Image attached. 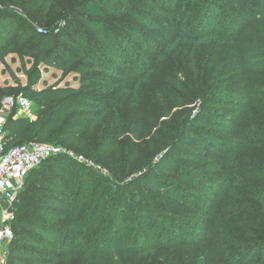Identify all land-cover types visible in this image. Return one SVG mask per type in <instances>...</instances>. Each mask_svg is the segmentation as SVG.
<instances>
[{"label":"trees","instance_id":"trees-1","mask_svg":"<svg viewBox=\"0 0 264 264\" xmlns=\"http://www.w3.org/2000/svg\"><path fill=\"white\" fill-rule=\"evenodd\" d=\"M236 1L252 11L259 0ZM17 11H22L24 18H18ZM46 11L51 14L47 21L44 19ZM158 12L162 14L156 18ZM257 13L251 23L264 25V12ZM222 15L226 18L227 12L219 0H0V52L12 45L9 41L16 20L33 32L29 43L19 52L20 59H28L24 72L27 82L17 87L16 95H10L9 90L0 91V109L5 96L23 97L34 104L35 119L14 116L15 111L18 112L15 106L5 114L7 149L33 142L49 143L73 154L80 153L77 156H85L82 157L94 165L88 166L60 154L44 161L26 177L13 204L15 219L6 248L7 264H197L202 257L208 263L217 260L222 264H264V158L258 161L255 157L250 163L241 155L249 147L258 149V155L264 151V128L254 126L247 114H252L256 106L260 109L258 122H264V79L260 78L264 76V50L254 41L250 49L242 44L246 38L240 41L239 37L228 36L238 16H231L224 23ZM39 25L44 28L42 33L35 29ZM154 32L164 35L166 40L160 44L156 36L153 37ZM210 45L218 46L224 54L234 50V58L229 63L247 68L248 88L237 95L231 94V98L226 94L214 97L213 94L219 93L215 89L222 91L219 76L224 71L222 66L215 70L214 64H210V72L191 76V85L198 87L200 96L205 97H199L204 107L202 111L209 109L208 104H214L240 112L236 115L232 111V114L217 111L211 121L221 130L233 129L231 136H223L206 126H200L199 133L194 134L202 136L200 148L207 143L217 145L214 155L219 160L210 163L217 176L202 182L200 176L191 174L193 184L204 188L209 202L196 206L197 197L180 189L169 196L172 200L181 198L182 206L194 207L189 216L184 214L190 218L179 223L181 230L184 223L200 218L201 209L205 211L204 218L199 219L203 227L197 224L191 228L193 232L181 234L176 226L171 236L184 240L188 234L202 240L183 241L174 246L163 234L155 237L156 242L150 245L144 238L152 236L154 230L148 228L149 235H142L143 229L137 226L151 222L145 213L152 211L150 197L144 191H159L163 185L160 177L172 169L162 162L148 163L157 151L151 141L142 142L138 149L132 146L133 140L123 148L121 143L125 138L116 142L119 136H124L126 128L134 139L141 133L140 124L136 125V130H132L131 125L126 126L121 110L125 102L129 107L139 106V91L152 73L151 55L155 63L162 64L178 52L191 50L189 56L195 62L193 50ZM43 69L71 73L78 86L45 87L38 91L36 87L45 84ZM208 117L201 112L191 121L190 112L176 114L161 124L162 130L157 133H166L164 139H173L170 145L175 148L176 136L185 138L190 125L202 123ZM110 128L113 129L110 136L97 137V132H108ZM236 134H240L238 139H235ZM189 155V160L199 157L194 152ZM60 164H75L74 168L98 175L102 183L96 181V184L104 187L106 179L100 165H104L114 179L140 171L127 188L129 195L119 198L118 191L112 195L108 191L91 190L87 203L80 201L72 210L65 207L73 225L68 219L64 226H58L67 215L58 211L64 207L63 200L52 191L51 180L60 172ZM71 175L73 182L78 175L74 171ZM185 179L183 175L181 180ZM66 187L61 186L59 190ZM61 194L67 195L66 192ZM85 198L82 196V201ZM112 198L120 202L114 205ZM165 200L166 197L162 198ZM125 205L135 209L130 208L125 213ZM160 219L155 224L160 222L162 226L165 220ZM233 219L236 227L231 224ZM115 224L120 230L116 246L110 239L114 236ZM67 229H77L86 241L82 238V243L77 241ZM124 231H130V236L123 235ZM124 238L131 248L125 246ZM141 239L144 245L134 248ZM180 249L194 255L180 260Z\"/></svg>","mask_w":264,"mask_h":264},{"label":"rangeland","instance_id":"rangeland-1","mask_svg":"<svg viewBox=\"0 0 264 264\" xmlns=\"http://www.w3.org/2000/svg\"><path fill=\"white\" fill-rule=\"evenodd\" d=\"M219 1L223 3V6L225 7V10L227 12L226 18L224 17V15H222V18H225V21H223L224 23L228 20V18H231V16H238L237 22L233 26L234 29L232 32L228 33V36H230L231 34L239 37L240 41L246 38V40L242 42V44L250 49L253 48L254 41L255 44L257 43L258 45H261L264 50V25H260L259 23H251L252 16L256 17V15L259 14L257 12H264V0H259L258 3H255V8L252 9V11L246 10L241 4H238L236 0ZM154 8H156V6H154ZM46 13L47 15L44 17L45 21L49 20L51 16L48 11H46ZM23 14L24 13L22 11L16 12L18 18H24ZM161 14L158 12L155 17L159 18ZM219 23H222V19H219ZM35 29L40 32L44 28L39 25ZM31 34H33L32 30L26 29L24 25L16 20V26L13 29V35L10 37L9 41L12 42V45H10L4 52H0V91L5 92V90H9V92H12L10 95L13 96L16 95V90L19 85L24 86L26 84L27 78L24 72L27 69L26 64H28V59H20L19 52L21 47L29 43L32 36ZM154 36H156L155 39L156 41L160 42V44L166 40V37L162 34H159L158 32H154L153 37ZM247 38H249L250 42L247 40ZM233 51L234 50L230 51L229 53L227 52L228 54H224L220 51L218 46L210 45L207 47H202L201 49L193 50L194 57H196L195 62H193L189 56L191 50H188L174 54L162 64L155 63L154 56L151 55L150 66L152 68V73L147 76L145 84L139 91V106L137 108L129 107L128 105H125L126 102L123 105V108L121 110L122 121L126 124V126L131 125L132 130H136V125L140 124L141 133L139 134L138 139H134V137L128 132V130L130 129L126 128L124 130V136H119L116 139V142L125 138L121 143V146L123 148L125 144H128L131 140H133L134 143L132 144V146L138 149L142 142L144 143L151 141L152 147L156 148L157 151L154 155H151V159L148 163L152 162V165H154L156 162H162L163 166L164 164L165 166L170 165L172 169L169 174L160 177L163 185L160 187L159 191H156L154 193L144 191L145 194L150 197V210L152 211H145V213L148 214L151 222L146 225L137 226H141V228L143 229L142 235H149L148 228L154 230L152 236H147L146 238H144L146 240H149L150 245L156 242L155 237L161 236L163 234L164 237H166L167 241L174 246L180 244L183 241L185 243H194L202 240L201 238H191L188 234V238L184 240L175 239L171 236L173 227L178 226L177 228H179L180 232L181 228L179 227V223L190 218L185 217L184 214L186 216H189L194 210V207L182 206L181 198L172 200V198H170L169 196H171L174 191L180 189L182 190L180 192L188 191L190 192V194H193L195 197H197L196 206L209 202V199L206 198V191H204V188L200 187L197 183L193 184V181L191 180V174H193L194 176H200L202 182H206L207 178L209 177L215 178V176H217V173L210 167L213 166L210 164L212 161L219 160V158L214 155L216 154L215 147L217 145H215L214 147L213 145H210V143H207L202 148H200V144L203 142L202 136L194 134L199 133L198 128L200 126H206L220 132L221 134H223V136H231L233 135V129L221 130L220 128H218L216 122L211 123V121L215 119L214 113L217 111H223L230 114H232L230 112L232 111L236 115H239L240 111L233 110L231 109V107L226 105L216 106L214 104H208L209 109L202 111L204 107L202 106V101L200 98L205 97L200 96L198 87L191 85L190 78L193 73L202 75L210 72V64H214V66L216 65L215 70L222 66V68H224V71L222 72V75L219 76V80L223 84L222 91L215 89L216 91H219V93L213 94L214 97L217 96L220 98L219 94H226V96L229 95L228 98H231V94H239L240 90L248 88L245 77L247 76L249 71L247 70V68H243L240 65L232 64L231 62L229 63V61L234 58ZM186 74L189 75L186 76ZM75 78L76 77L71 73H64L63 71L55 69H43V82H45V84H39L36 87V90L40 91L45 87H77L78 82ZM260 78L264 79V76L260 75ZM259 90H261V88H259ZM249 94L250 91L247 95V98ZM233 97L238 98V96ZM6 98L7 97L5 96L4 100ZM245 101L250 102V100L248 99H246ZM187 112L191 113V121L197 118V116H199L201 112L208 114L209 117L205 121L202 120V123L190 125L188 127L187 135L185 138L176 136L174 139V145L176 144L177 147L174 148L173 145H170V142L173 139H164L167 138V134H160L157 132L162 130L160 128L161 124L170 120L172 116L176 114H185ZM163 113H168V115ZM247 114L254 123V126L264 128V122H258L260 118L259 108L253 106L252 114ZM14 116H18L17 111H15ZM111 132H113L112 128L108 129V132L102 130V132L100 133L97 132V137H101V134L105 136L106 134H108V136H110ZM239 137L240 134H236L235 139H238ZM189 152H194L199 157L191 158V160H189ZM258 152V149L249 147L248 150L243 151L241 155L244 161L248 160L251 163L252 159H254L255 157L258 158V161L263 160L264 151H262L259 155ZM75 154L76 156L80 155V153L77 152L74 153V155ZM60 166L61 169L60 172H58L57 177L51 180L53 187L52 191L56 192L58 196H61L63 200L61 204H63L64 207H61L60 209H58V211L66 212L67 215L64 219V222H58V226H64V223L68 219H70L72 223L71 215L66 211V208H68V210H70L71 208L72 210L77 206V204H79L78 202L80 201L82 202V204L87 203V200H89L88 196L90 195L89 191L91 190L103 192L108 191L112 195H115L119 192V198H121V196H123L124 194L129 195L127 188L133 184L131 180L137 178L140 171L138 169L139 171L136 170L127 177L114 179L110 176L108 169L104 167V165H100L103 170L102 175L106 179V186L104 187L102 184H96V181L102 183V181L98 180V175L95 176L90 173L87 174V172L83 169L79 170L78 168H74L75 164H60ZM69 166L71 167V170ZM146 167L147 166H145L143 169H145ZM73 171L76 172L78 176L72 182L73 179L71 174ZM183 175L186 176V179L182 181L181 177ZM210 182L213 183V180H210ZM61 186L67 187L64 190H59ZM61 192H66L67 195L63 196ZM70 196L71 199H69ZM82 196H86L83 201L81 199ZM164 197H166V200L162 201V198ZM112 202H114L113 204L115 205L117 202H120V200L118 198H115V200L113 201L112 198ZM123 207L125 213H127L130 208L135 209V207L130 205H125ZM154 211H156V213H154ZM204 212L205 211L203 209L200 210V218H204ZM159 214H161V216ZM152 216H154V220H152ZM158 218H161L160 221L165 220L164 225L161 226L160 222H157L155 224ZM200 218L189 223L183 222V226L185 227H182L183 230H181L180 233H187L189 230L192 231L191 228H193L194 225L197 224L199 225V228L203 227L204 225L202 221H199ZM231 224L233 225V227L237 226V223L234 219L231 221ZM112 228L114 236H110V239L115 241L114 246H116L117 244H119V238L117 236L120 230L116 229L117 224H115ZM67 232L73 235V237L77 241L81 242L82 235L77 233V229H67ZM130 234V231H124L123 233V235L125 236H130ZM126 239L127 238H124L125 242ZM144 239H141L138 245H135L134 248L143 246ZM82 240L86 241L85 238H82ZM125 244L127 248H131V246H129V243L126 242ZM171 254L172 253H169V255ZM193 255L194 254H191V252L187 249H180L178 258L180 260L188 259L189 256L191 257ZM197 264H222V262L212 260L210 263H208L202 257L197 260Z\"/></svg>","mask_w":264,"mask_h":264},{"label":"built area","instance_id":"built-area-1","mask_svg":"<svg viewBox=\"0 0 264 264\" xmlns=\"http://www.w3.org/2000/svg\"><path fill=\"white\" fill-rule=\"evenodd\" d=\"M14 106L17 107L18 117L31 121L35 119L34 104L27 99L10 97L3 101L0 109V264H7L6 248L12 238L11 224L15 219L13 204L24 186L26 177L44 161L60 154H66L80 163L94 167L82 156H76L56 145L33 142L7 149L5 114Z\"/></svg>","mask_w":264,"mask_h":264}]
</instances>
